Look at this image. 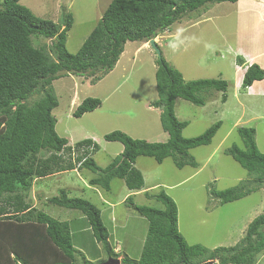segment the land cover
<instances>
[{
  "label": "trees",
  "instance_id": "16d2710c",
  "mask_svg": "<svg viewBox=\"0 0 264 264\" xmlns=\"http://www.w3.org/2000/svg\"><path fill=\"white\" fill-rule=\"evenodd\" d=\"M20 1L2 0L0 4V264H76V254L81 252L72 244L69 223L32 207L28 193L33 180L74 168L87 169L95 175L89 180L91 186L108 191L110 181L119 178L128 190L135 191L144 185L142 173L133 166L139 156L153 158L157 163L172 158L179 169L186 165L197 168L189 151L209 145L220 122L197 137L184 138L182 131L188 123L175 116V100L202 107L203 95L217 91L223 93L222 101H226L227 83L220 79L184 81L160 51L154 73L158 100L150 107L160 110L161 129L168 139L148 142L120 131L108 133L104 140L120 142L123 151L106 168H100L90 156L98 151L91 139L76 143V150L85 149L71 160L72 147L55 130L57 120L52 112L58 99L53 82L69 74L95 77L100 73L94 78L99 81L114 69L126 43L139 42L143 46L185 16L205 14L212 4H234L238 0H111L75 54L69 53L65 45L71 14L56 24L36 17ZM39 38L50 40L51 45H36ZM237 60L238 65L244 63L242 58ZM261 80L264 69L253 63L246 67L241 86L246 89ZM100 105L98 98H85L73 116L80 118ZM237 133L243 148L233 144L224 153L247 171L249 179L224 190L209 185L208 194L220 205L264 188V153L257 147L255 130L238 127ZM64 155L69 158L67 165ZM153 198L163 209L135 205L131 197L126 199V204L148 221V229L139 259L123 258L122 264H254L264 251V215L248 224L238 243L210 251L199 244L186 243L178 231L176 205L164 191ZM45 202L81 211L108 258L118 257L108 243L109 233L94 204L69 197L64 189ZM83 263L91 264L86 260Z\"/></svg>",
  "mask_w": 264,
  "mask_h": 264
},
{
  "label": "rangeland",
  "instance_id": "374dc122",
  "mask_svg": "<svg viewBox=\"0 0 264 264\" xmlns=\"http://www.w3.org/2000/svg\"><path fill=\"white\" fill-rule=\"evenodd\" d=\"M110 1L21 0L20 4L36 17L56 24L71 14L72 25L65 45L69 53L75 54ZM259 16L263 17L260 26H256L255 17ZM263 22L264 0L212 4L205 14L185 16L154 39L163 58L182 74L184 81L220 79L227 83L226 101H222L223 93L217 91L203 95L202 107L175 100V116L188 123L182 131L184 138L197 137L220 122L209 145L189 151L197 168L186 165L179 169L172 158L157 163L153 158L139 156L133 166L142 173L144 185L135 191L128 190L119 178L110 181L108 191L91 186L89 180L95 175L87 169L74 168L33 180L28 193L32 207L69 223L72 244L82 253L76 254V264H84V260L100 264L108 256L81 211L45 202L62 189L69 197L88 200L100 210L102 223L109 233L108 243L114 252L118 250L115 259L119 260L139 259L148 229V221L126 204L128 197L135 205L163 209L153 196L164 191L176 205L178 231L186 243L199 244L210 251L235 245L245 235L248 224L264 215V189L224 205L208 194L209 185L215 190H224L249 179L247 171L224 153L233 144L243 148L238 127L254 128L257 147L264 153V89L255 90L256 95L248 92L249 87L243 89L242 71L239 73L238 69L245 63L256 64L264 59ZM141 44L126 43L114 69L99 81L95 82L94 78L100 73L95 77L69 74L53 82L58 99V106L52 112L57 120L55 130L72 147L71 160L85 149L76 150V143L91 139L98 146L91 158L100 168H106L123 151L120 142L104 140V135L114 131L148 142L168 139L161 129L160 110L150 107L158 100L154 78L157 56L148 42ZM36 45L48 48L51 42L39 38ZM238 58H242L244 65H238ZM88 97L98 98L101 105L75 118L73 112ZM64 159L67 165L69 158L64 155ZM254 264H264V251Z\"/></svg>",
  "mask_w": 264,
  "mask_h": 264
},
{
  "label": "crops",
  "instance_id": "0c3cea01",
  "mask_svg": "<svg viewBox=\"0 0 264 264\" xmlns=\"http://www.w3.org/2000/svg\"><path fill=\"white\" fill-rule=\"evenodd\" d=\"M245 0H238L237 1V3L238 4H240L241 2H244ZM260 15V13H257V15ZM262 17L263 16H259V17H255L256 18V26H260V20H262ZM262 24H264V22L262 23ZM248 40H250V38L248 39ZM242 43V42H241ZM242 51V50H241ZM257 51V50H256ZM242 53V52H241ZM240 54V53H239ZM251 64H253V63H249V65H251ZM257 65H259L261 68H263L264 69V59L261 61V62H258V63H256ZM245 66H248V64L247 63H245V65L244 66H242L241 68L239 67L238 69H239V73L241 72V75H242V78H243V75H244V72H245ZM241 70V71H240ZM264 89V80H261V81H255V82H253V84L248 88V92L251 94V93H253V94H255V92L257 91V90H259V89ZM256 90V91H255ZM256 95V94H255ZM262 189H264V188H262ZM115 252L117 253L118 252V250H115Z\"/></svg>",
  "mask_w": 264,
  "mask_h": 264
},
{
  "label": "water",
  "instance_id": "95a60500",
  "mask_svg": "<svg viewBox=\"0 0 264 264\" xmlns=\"http://www.w3.org/2000/svg\"><path fill=\"white\" fill-rule=\"evenodd\" d=\"M149 45L153 49V51L156 53L157 57H160V50L157 48L155 41L153 39L149 40ZM100 264H120L119 259L114 258H108L107 261L100 263Z\"/></svg>",
  "mask_w": 264,
  "mask_h": 264
},
{
  "label": "clouds",
  "instance_id": "9594fccd",
  "mask_svg": "<svg viewBox=\"0 0 264 264\" xmlns=\"http://www.w3.org/2000/svg\"><path fill=\"white\" fill-rule=\"evenodd\" d=\"M154 40V39H153ZM148 44H149V41H148ZM156 44V43H155ZM159 49V48H158ZM78 166V165H77Z\"/></svg>",
  "mask_w": 264,
  "mask_h": 264
},
{
  "label": "bare ground",
  "instance_id": "6f19581e",
  "mask_svg": "<svg viewBox=\"0 0 264 264\" xmlns=\"http://www.w3.org/2000/svg\"><path fill=\"white\" fill-rule=\"evenodd\" d=\"M89 78V77H88ZM32 199V198H31Z\"/></svg>",
  "mask_w": 264,
  "mask_h": 264
}]
</instances>
